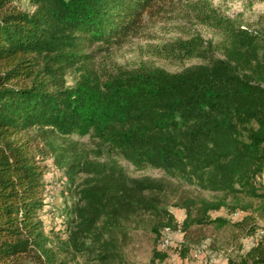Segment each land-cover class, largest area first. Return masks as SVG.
I'll return each mask as SVG.
<instances>
[{"label": "trees", "instance_id": "1", "mask_svg": "<svg viewBox=\"0 0 264 264\" xmlns=\"http://www.w3.org/2000/svg\"><path fill=\"white\" fill-rule=\"evenodd\" d=\"M27 1L0 0V264H124L133 227L154 234L151 264H164L166 230L211 225L254 240L228 264H264V30L203 10L222 39L197 34L164 53L204 63L130 68L98 56L159 0ZM47 157L76 196L66 237L41 217ZM121 159L178 182L131 176ZM170 206L185 209L181 222ZM222 208L240 216H213ZM191 250L184 241L181 258Z\"/></svg>", "mask_w": 264, "mask_h": 264}, {"label": "rangeland", "instance_id": "2", "mask_svg": "<svg viewBox=\"0 0 264 264\" xmlns=\"http://www.w3.org/2000/svg\"><path fill=\"white\" fill-rule=\"evenodd\" d=\"M22 6L29 9L27 0H22ZM214 9L217 14L231 18L235 23L247 27L253 31L264 30V0H159L157 7L146 15L143 26L135 33L129 35L121 43L115 44L108 50L101 52L98 56L100 63L106 65L118 64L125 67H135L142 62L164 67L170 71H178L184 67L204 63L201 58L193 57L189 59H176L164 53V46L175 42L177 39H188L193 35H199L208 43H217L222 39L220 30L205 24L202 19L203 10ZM220 55V53H217ZM221 56V55H220ZM75 82V75H68V83ZM75 139L88 141L89 137L74 136ZM121 163L131 176L149 175L152 177H167L161 169L147 167L137 170L131 163L121 159ZM45 206L41 211V217L48 230L60 231L66 237L68 221L71 218L69 213L71 206L76 201L74 190L64 175L53 162L52 157H47L45 161ZM177 183L178 180L169 178ZM259 184L264 186L262 178ZM183 189L190 194H202L208 198L215 196L210 192H202L194 186L185 185ZM177 219L181 222L185 216V209L170 206ZM242 212V211H241ZM213 216L220 215L231 217L236 220L240 215H230L227 208L213 211ZM262 228V223L260 224ZM233 227L227 226L217 230L214 226L194 227L188 236L183 231L173 232V246L168 251L170 261L181 258L179 249L182 244L189 242L192 248L190 256H194L197 251L199 255L238 256L248 251L251 245L240 237L235 241L232 239ZM180 234L181 239L175 237ZM154 234L148 229L131 228V239L126 248V261L124 264H151L153 257ZM193 254V255H192ZM175 255V256H173ZM71 264H87L84 258L80 257Z\"/></svg>", "mask_w": 264, "mask_h": 264}, {"label": "crops", "instance_id": "3", "mask_svg": "<svg viewBox=\"0 0 264 264\" xmlns=\"http://www.w3.org/2000/svg\"><path fill=\"white\" fill-rule=\"evenodd\" d=\"M175 237L178 239L182 238V236L180 234H175ZM250 240L253 243L254 240L253 239H250ZM250 240H247L246 243L249 244ZM170 256L165 261L164 264H167V262L169 263V261L171 260ZM173 256H175V255H173ZM194 256H198V258H194L190 255L187 258H178V260L177 259L175 260L174 258H172V260L175 261L173 264H228V256L227 255L226 256H220V257H217L215 254L199 255V252L197 251V253H195Z\"/></svg>", "mask_w": 264, "mask_h": 264}, {"label": "built area", "instance_id": "4", "mask_svg": "<svg viewBox=\"0 0 264 264\" xmlns=\"http://www.w3.org/2000/svg\"><path fill=\"white\" fill-rule=\"evenodd\" d=\"M249 245L253 246L251 240ZM172 246H173V233H167V242L164 244V246H160V249L169 251Z\"/></svg>", "mask_w": 264, "mask_h": 264}, {"label": "bare ground", "instance_id": "5", "mask_svg": "<svg viewBox=\"0 0 264 264\" xmlns=\"http://www.w3.org/2000/svg\"><path fill=\"white\" fill-rule=\"evenodd\" d=\"M263 183H264V177L262 179ZM167 233H173L170 232V230H166V232L164 233V237H163V242H162V246H164V244L167 242ZM252 242V241H251ZM250 243V242H249ZM253 244V243H252Z\"/></svg>", "mask_w": 264, "mask_h": 264}]
</instances>
